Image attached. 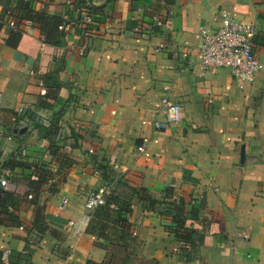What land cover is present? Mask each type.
<instances>
[{"label": "crops", "instance_id": "1", "mask_svg": "<svg viewBox=\"0 0 264 264\" xmlns=\"http://www.w3.org/2000/svg\"><path fill=\"white\" fill-rule=\"evenodd\" d=\"M30 8L63 20L59 43ZM224 12L257 30L262 70L244 89L228 69L199 75L202 31L218 32ZM10 31L22 35L16 49ZM47 93L52 108L23 126L19 111ZM166 96L182 121L156 131ZM0 178V264L14 253L104 262L111 243L90 233L93 213L85 229L71 225L92 190L133 197L125 226L156 264H264V0H0ZM180 199L207 222L193 224L190 250L174 224Z\"/></svg>", "mask_w": 264, "mask_h": 264}, {"label": "built area", "instance_id": "2", "mask_svg": "<svg viewBox=\"0 0 264 264\" xmlns=\"http://www.w3.org/2000/svg\"><path fill=\"white\" fill-rule=\"evenodd\" d=\"M14 7L8 11L7 15H13ZM82 24L85 26V35H93V30L89 28L95 25V18L92 14H86L81 18ZM257 34L256 28L249 24L239 22L230 13H223V22L221 28L216 33L208 30L202 31V40L200 43L201 60L199 62V75L204 77L219 69H228L231 76L239 86L244 89L246 86L252 85L256 76L262 70V64L253 51V40ZM164 93L168 95L170 88L165 87ZM164 119L157 120L154 124L156 131H161L168 125L180 123L182 121L181 107L172 102L168 96L162 100ZM20 117L24 120V124H28L29 120L23 117L24 111H19ZM18 117L13 121H17ZM22 155H27V150H22ZM34 180V179H32ZM8 180L0 178L1 188H6ZM32 199V196L29 195ZM106 204L105 193L100 190H92L85 201V209L88 216L81 221L71 222V225L77 229L83 230L88 226L90 214L98 208ZM114 207V206H112ZM2 210L0 209V216ZM21 230L23 228L21 227ZM2 258L8 259L9 252L3 253Z\"/></svg>", "mask_w": 264, "mask_h": 264}, {"label": "trees", "instance_id": "3", "mask_svg": "<svg viewBox=\"0 0 264 264\" xmlns=\"http://www.w3.org/2000/svg\"><path fill=\"white\" fill-rule=\"evenodd\" d=\"M25 17L30 22H36L40 26V30L42 34L46 37V40L57 44L60 42V39L64 37V33L60 32V28L63 25V20L57 17H53L48 14L36 13L33 8L27 9L25 12ZM22 35L20 33L10 31L7 39V46L13 49H16L21 41ZM56 100V94L47 93L42 97L41 101L34 106L35 109H26L24 111L23 117L27 118L30 121H36L41 116L38 114V111H47L52 108ZM39 181H31L30 186L31 189L37 190L39 186ZM117 193V192H116ZM112 193L109 197L105 198L106 204L96 211H94V215L92 216V220L90 223V233L93 235H98L100 238H104L110 241L111 245H114V239L117 240L115 253L107 258L102 263L89 262L88 264H115L117 253L123 249V245H121V241L124 240L122 237L123 234L126 236L129 234V230L125 227V223L127 218L131 215L132 209L131 204L133 197L125 196L121 194ZM148 194V193H147ZM146 196V200L150 202L151 205H154L153 201L149 197ZM10 200V197L6 192H0V209L7 207V202ZM114 206V207H112ZM189 204L184 199H180L178 202L174 203L173 211H174V224L177 228L178 233L182 231V250H190L193 248L194 243H196V239L201 236L198 233V229L194 228L193 224L196 222L202 223L203 226L206 225V221H200L198 214L195 210L191 212L188 211ZM191 222V225L188 227V223ZM180 230V231H179ZM108 231H113L115 233H123L120 234V238H116V235L110 236L108 235ZM196 237V238H195ZM110 245V247H111ZM110 251V249L107 248ZM109 253V252H108ZM10 262L13 264H29L28 257L22 255L20 253L12 254V258L10 257ZM156 264L155 261H152Z\"/></svg>", "mask_w": 264, "mask_h": 264}, {"label": "rangeland", "instance_id": "4", "mask_svg": "<svg viewBox=\"0 0 264 264\" xmlns=\"http://www.w3.org/2000/svg\"><path fill=\"white\" fill-rule=\"evenodd\" d=\"M94 213L91 215L93 216ZM127 228V226H125ZM108 235L113 236L116 235V238H120V234L123 233H115L113 231H108ZM124 240L120 243L123 245V249L119 253H117L115 264H154L152 260L144 258L143 254V246L136 241L133 234L129 231V234L126 236L125 234L122 235ZM116 244L117 240L114 239ZM111 245L110 251L108 253L109 257L115 253L116 245Z\"/></svg>", "mask_w": 264, "mask_h": 264}]
</instances>
